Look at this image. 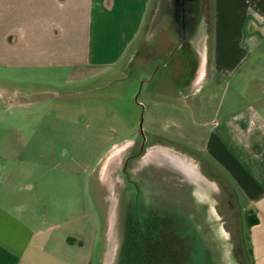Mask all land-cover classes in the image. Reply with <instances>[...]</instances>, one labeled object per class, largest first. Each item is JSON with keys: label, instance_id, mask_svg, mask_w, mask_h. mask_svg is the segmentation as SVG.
I'll list each match as a JSON object with an SVG mask.
<instances>
[{"label": "crops", "instance_id": "crops-1", "mask_svg": "<svg viewBox=\"0 0 264 264\" xmlns=\"http://www.w3.org/2000/svg\"><path fill=\"white\" fill-rule=\"evenodd\" d=\"M152 2L0 0V116L19 119L16 126H0V264H93L98 225L81 178L28 152L43 146L32 142L37 132L31 117L46 113L43 102L62 76L125 67ZM211 5L210 18L202 12V21L210 22L203 36L213 39L212 60L192 61L195 48L186 40L165 64L171 78L160 99L172 103L182 90L195 97L196 86L210 75H219L221 84L222 75L235 77L229 105L222 110V98H208L211 112L197 125L208 132L203 161L220 175L225 170L244 199V220H256L249 233L251 260L264 264V0Z\"/></svg>", "mask_w": 264, "mask_h": 264}, {"label": "rangeland", "instance_id": "rangeland-1", "mask_svg": "<svg viewBox=\"0 0 264 264\" xmlns=\"http://www.w3.org/2000/svg\"><path fill=\"white\" fill-rule=\"evenodd\" d=\"M168 3L153 0L125 67L77 71L51 86L56 89L43 102L46 113L31 117L32 142L43 146L28 152L81 178L98 225L93 264H177L182 257L186 264H253L244 199L223 168L220 175L203 161L208 132L197 125L211 112L208 98H222V110L229 105L235 77L222 75L221 84L219 75H210L195 97L182 90L172 103L162 100L171 78L165 64L185 43ZM204 4L199 14L207 19L211 0ZM204 24L209 32L210 22H202L189 55L197 64L212 60L213 39L203 36ZM16 123L0 116V126ZM128 140L135 142L130 148Z\"/></svg>", "mask_w": 264, "mask_h": 264}, {"label": "flooded vegetation", "instance_id": "flooded-vegetation-1", "mask_svg": "<svg viewBox=\"0 0 264 264\" xmlns=\"http://www.w3.org/2000/svg\"><path fill=\"white\" fill-rule=\"evenodd\" d=\"M200 4L201 0H169L167 5L174 18L175 31L184 42L187 40L191 45L195 43V37L202 27ZM177 264H186L185 258L182 257Z\"/></svg>", "mask_w": 264, "mask_h": 264}, {"label": "trees", "instance_id": "trees-1", "mask_svg": "<svg viewBox=\"0 0 264 264\" xmlns=\"http://www.w3.org/2000/svg\"><path fill=\"white\" fill-rule=\"evenodd\" d=\"M246 223H247V227H248V237H249V233H250V228L252 225H254L256 223V220H251V217L248 215L246 216Z\"/></svg>", "mask_w": 264, "mask_h": 264}, {"label": "water", "instance_id": "water-1", "mask_svg": "<svg viewBox=\"0 0 264 264\" xmlns=\"http://www.w3.org/2000/svg\"><path fill=\"white\" fill-rule=\"evenodd\" d=\"M143 148H144V147H143ZM143 148H142V149H143Z\"/></svg>", "mask_w": 264, "mask_h": 264}]
</instances>
